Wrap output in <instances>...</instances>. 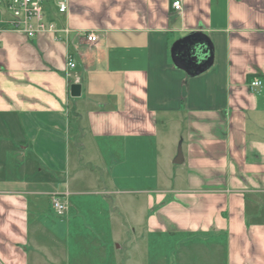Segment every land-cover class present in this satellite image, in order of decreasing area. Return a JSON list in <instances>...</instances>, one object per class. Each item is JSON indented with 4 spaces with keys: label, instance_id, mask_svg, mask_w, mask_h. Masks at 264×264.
<instances>
[{
    "label": "crops",
    "instance_id": "crops-1",
    "mask_svg": "<svg viewBox=\"0 0 264 264\" xmlns=\"http://www.w3.org/2000/svg\"><path fill=\"white\" fill-rule=\"evenodd\" d=\"M173 1L74 0L33 40L0 25V264H86L120 217L132 244L137 220L170 238L179 264H264V0ZM192 34L212 48L199 75L170 58ZM172 119L183 162L151 177L142 153Z\"/></svg>",
    "mask_w": 264,
    "mask_h": 264
},
{
    "label": "rangeland",
    "instance_id": "rangeland-1",
    "mask_svg": "<svg viewBox=\"0 0 264 264\" xmlns=\"http://www.w3.org/2000/svg\"><path fill=\"white\" fill-rule=\"evenodd\" d=\"M158 130L159 138L156 145L151 142L149 152L145 151L142 153L144 160L151 164V168H147L150 170L151 177L154 176V162L156 160L159 161V168L162 172L164 163L169 161L172 155L173 157L176 156L180 147L179 137L181 133L185 132L186 126L184 122L180 123V120L172 119L169 124L160 122ZM135 163L138 165V158L135 159ZM171 168L175 170L178 167L172 165ZM137 173L138 171L135 173L136 176L141 177V174ZM134 223L138 229L135 231V244H132L130 225L125 217H120L118 220L110 222V224L107 221H103L102 229L98 230V234L94 232L96 240L103 244V251L94 254L89 245L83 246V252L81 253L85 255L86 264H179V253L176 251V247L166 243L170 238H164L166 242H163V236L152 238L148 232L146 233V231L144 232L140 229L143 221L137 220ZM193 256L194 254L191 251L187 252L184 255L185 261L183 262L185 264H197Z\"/></svg>",
    "mask_w": 264,
    "mask_h": 264
},
{
    "label": "built area",
    "instance_id": "built-area-1",
    "mask_svg": "<svg viewBox=\"0 0 264 264\" xmlns=\"http://www.w3.org/2000/svg\"><path fill=\"white\" fill-rule=\"evenodd\" d=\"M74 0H0V25L2 31L19 34L28 40H33L41 33H58L55 23L50 18L51 12L55 11L59 15L68 12L69 5ZM172 10L180 12L182 4L180 0H174L171 4ZM65 37L68 29L62 30ZM88 42L96 40L93 34L86 35ZM67 66L75 67L71 56L67 55ZM248 89L255 91L262 86L259 79L248 82ZM51 205L54 212L62 215L67 208L64 196L54 195L51 198Z\"/></svg>",
    "mask_w": 264,
    "mask_h": 264
},
{
    "label": "water",
    "instance_id": "water-1",
    "mask_svg": "<svg viewBox=\"0 0 264 264\" xmlns=\"http://www.w3.org/2000/svg\"><path fill=\"white\" fill-rule=\"evenodd\" d=\"M198 44H205L206 50L200 49ZM208 52V55L202 62L197 63V57ZM170 58L172 63L179 69L185 71L189 75H199L208 69L212 63V48L207 38L201 34H192L175 42L170 48ZM70 96H80V86H70ZM183 156L181 148L177 150V154L173 159L174 165L182 164Z\"/></svg>",
    "mask_w": 264,
    "mask_h": 264
},
{
    "label": "flooded vegetation",
    "instance_id": "flooded-vegetation-1",
    "mask_svg": "<svg viewBox=\"0 0 264 264\" xmlns=\"http://www.w3.org/2000/svg\"><path fill=\"white\" fill-rule=\"evenodd\" d=\"M197 63H198V64L200 63L199 60H198V58H197Z\"/></svg>",
    "mask_w": 264,
    "mask_h": 264
},
{
    "label": "trees",
    "instance_id": "trees-1",
    "mask_svg": "<svg viewBox=\"0 0 264 264\" xmlns=\"http://www.w3.org/2000/svg\"><path fill=\"white\" fill-rule=\"evenodd\" d=\"M249 82V81H248Z\"/></svg>",
    "mask_w": 264,
    "mask_h": 264
}]
</instances>
